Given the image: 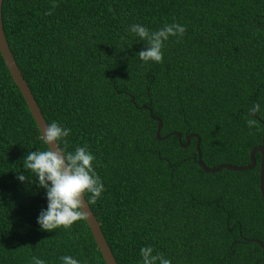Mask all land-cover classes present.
<instances>
[{"label": "trees", "instance_id": "obj_1", "mask_svg": "<svg viewBox=\"0 0 264 264\" xmlns=\"http://www.w3.org/2000/svg\"><path fill=\"white\" fill-rule=\"evenodd\" d=\"M1 20L46 123L71 129L67 151L95 156L105 191L89 207L117 264H141L143 246L171 264H264L260 153L249 169L205 172L197 138L182 146L196 134L213 168L248 164L260 144L264 115L253 129L245 120L264 103V0H3ZM173 22L183 36L162 62H141L129 25ZM46 147L0 54V264H105L84 220L36 224L44 190L16 174L30 175L23 157Z\"/></svg>", "mask_w": 264, "mask_h": 264}, {"label": "clouds", "instance_id": "obj_2", "mask_svg": "<svg viewBox=\"0 0 264 264\" xmlns=\"http://www.w3.org/2000/svg\"><path fill=\"white\" fill-rule=\"evenodd\" d=\"M128 31L145 47L135 54L145 64L160 63L163 59V47L170 37H182L185 26L180 23H166L161 28L151 31L148 27L134 23ZM264 115V103L254 102L248 110L245 126L253 129L258 120L255 117ZM71 129L57 121L46 124L40 129L41 142L45 150L28 151L22 159L25 172H17L20 183L28 182L29 186L44 190L46 207L42 208L36 224L41 231L52 232L63 227L69 229L74 222L85 219L86 204H93L105 191L101 178L95 171L94 154L87 145L78 146L67 151V140ZM141 264H171L161 253L154 252L151 246L139 249ZM60 264H81L69 255L57 258ZM30 264H46V261L32 256Z\"/></svg>", "mask_w": 264, "mask_h": 264}, {"label": "water", "instance_id": "obj_3", "mask_svg": "<svg viewBox=\"0 0 264 264\" xmlns=\"http://www.w3.org/2000/svg\"><path fill=\"white\" fill-rule=\"evenodd\" d=\"M2 2L3 0H0V54L4 60V63L6 65V68L13 80V82L15 83V85L17 86L19 92L21 93L22 97L25 100L26 106L40 132V129H43L44 126H46V121L40 111L39 106L37 105L34 96L30 90V88L28 87L25 79L23 78L21 71L9 49L4 31H3V25H2V20H1V7H2ZM142 107H145L144 105H142ZM152 119H157L155 116H150ZM263 124V131H262V139L260 144L254 146L251 148V150L249 151V163L246 165H233V164H228V163H221L219 165H217L216 167L210 168L207 167L203 161L201 160L200 154H199V149H198V144H199V138L196 134L194 133H190L188 135L185 136V140L186 143L182 144L183 147H185L188 143V141L190 140V138L192 137H196L197 138V142H196V151H197V158H196V162L197 164L203 169V171L205 172H215L221 168H227L230 170H246L249 169L251 167H253L255 165V158H254V153L255 152H259L260 153V164H259V191H260V195H261V199L264 203V122H262ZM161 126V121L158 120V124L156 127V136H158L159 133V128ZM172 134L176 135L178 140H180L181 134L179 132H173ZM168 135H164L163 139L167 138ZM84 212H85V219L84 221L86 222L91 235L93 237V240L96 243V246L98 247L100 254L105 262V264H117L110 248L109 245L107 244V241L105 240L99 223L96 220L91 208L89 207V204L85 205L84 208ZM260 246L262 247V249L264 250V245H262L261 242Z\"/></svg>", "mask_w": 264, "mask_h": 264}]
</instances>
